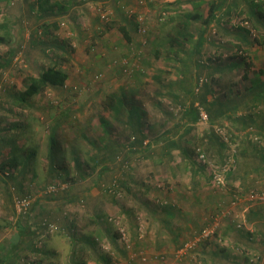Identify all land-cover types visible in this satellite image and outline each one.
Returning <instances> with one entry per match:
<instances>
[{
  "label": "crops",
  "instance_id": "0c3cea01",
  "mask_svg": "<svg viewBox=\"0 0 264 264\" xmlns=\"http://www.w3.org/2000/svg\"><path fill=\"white\" fill-rule=\"evenodd\" d=\"M88 3H76L73 13L71 7L62 8L61 11L71 13L72 23L75 24L60 28L64 34L76 27L78 30L84 26L89 28L80 32L89 33L92 39L90 48L94 54L86 62L89 67L85 66L77 77L85 78L89 70L94 73L93 77L97 73L102 77L95 79L98 82L90 88L88 102L67 107L62 100L69 98L72 92L75 95L82 88L76 81L70 83L68 72L63 86L47 88L57 94L56 109L63 105V109L55 110L53 114H50L48 106L39 107L38 102H34L31 109L32 103L26 102L35 100L36 95L25 99L27 107H22L24 110L30 108L28 118L23 125L17 124L16 135H10L12 137L7 139H16V147L10 144L9 149H16L18 162L21 161L11 181L18 187L30 189L22 177L24 173H31V178L36 176L38 182L45 183L44 189L49 184L58 186L55 193L48 194L45 190V196H33L36 200L33 203V219L38 221L43 216L57 217L62 222L61 227L64 228L61 230L68 241L74 237L91 239L95 235H103L100 231L106 227V220L112 215L120 218L131 238H188L203 225L214 223L217 212L223 210L222 216L227 211L226 207L235 205V195L259 187L258 177L253 172L248 173L244 186L238 169L222 165L227 155L240 150L238 145L243 142L244 136L233 124L226 123L228 118L225 116L209 120L211 124L216 121L230 125L233 130L231 140L222 137L212 126L203 127L207 123L194 122L190 118V112L200 101L196 98L200 94H195L192 86L203 70L209 68L195 64L200 48L190 49L187 43L182 46L176 40L168 44L167 50L171 48L175 52L188 53L181 61L182 72H177L180 65L174 56H164L158 50L150 57L133 56L132 50L140 46L139 41L125 40L117 30V24L98 30L96 24L99 17L91 16L86 6L81 8ZM116 13L114 16H118V22H132L130 17L124 19ZM94 31L100 34V39L95 38ZM113 32L115 36L111 37ZM66 38L59 39L63 42L59 44L63 50H67L68 39L72 37ZM83 38H86L85 34ZM125 66L129 70L128 75H124ZM227 70L219 83H213L215 87L211 88L212 91L205 93L208 104L228 100L236 94L237 90L232 91L227 86L225 76L233 74L229 68ZM183 79H186V85ZM21 99L17 96L14 98L16 102ZM85 105L91 106L90 117L85 118L86 115L81 113V119L67 120L68 109L69 112L80 113L86 110ZM37 108L49 115L44 121L46 125L42 133L38 128L40 122H33L37 120L33 116ZM7 125L2 123L1 118L0 131L12 132L14 127L9 130ZM39 142L42 143V150L35 149ZM199 150L205 154L207 164L197 159ZM9 152V157L15 155V152ZM39 173L42 175L39 176ZM215 175L219 176V180H229L239 190L234 194L231 185H217ZM227 193L233 194L228 197ZM244 204L242 210L247 207ZM74 207L77 210H73ZM227 227L231 229L227 224L223 230ZM68 232L76 234L70 236ZM104 235L110 237L112 243H117V233H113V229ZM228 235L225 232V236ZM162 242H158V246H161L159 249ZM144 244L145 241L139 242L136 247H143ZM30 246L29 243L25 248L18 247V252L31 253ZM127 254L130 255L131 251H127Z\"/></svg>",
  "mask_w": 264,
  "mask_h": 264
},
{
  "label": "rangeland",
  "instance_id": "374dc122",
  "mask_svg": "<svg viewBox=\"0 0 264 264\" xmlns=\"http://www.w3.org/2000/svg\"><path fill=\"white\" fill-rule=\"evenodd\" d=\"M82 1L0 0V37L3 39L0 42V119L2 118V123L8 124L7 128L9 130L14 127L12 132L7 131V133H3L0 131L1 166L8 159L6 156L11 153L9 151L15 152V155L17 153L16 149L14 151L9 149L10 144L16 147V139L10 141L7 139L12 137L10 135H16L18 127L16 125L19 123L23 125L28 118L30 108L24 110L22 106L27 107L28 103H32L31 109H33L34 102H38V106L41 108H47L48 106L50 114L55 113V110L63 109L62 104L56 109L57 94L52 89H46L36 94L35 100L29 102L19 100L16 102L14 98L21 96V94L18 95V92L25 86L28 76L37 75L42 68L55 64H59L67 73L70 72V83L76 81L82 88L75 95L72 92L69 94V98L65 97L67 99L64 98L62 100L64 101V106L67 105V107L76 104L80 105L83 101L88 102L90 88L98 82L95 79L102 77L100 73H97V76L93 77L94 73H90V70L86 71L87 76L85 78L77 77L85 66L89 67L86 62L94 54L90 48L92 39L88 32L81 33L89 29L84 28L85 26L79 30L77 27L69 29L68 34H64L61 31L60 27H63V25L74 26L75 23H72L73 19L70 12L60 15L62 13L60 5H65L66 8L71 7L73 13V6L77 5L76 3L89 2L81 8L84 9L86 6L91 16L99 17V21L96 24L99 26L98 30H103L106 27L108 18L115 19L119 23L117 21L118 16H114L116 10V14L121 15L124 19H128L127 16H129L132 21V31L135 29V26L139 25L138 27H140L135 36L140 46L138 49L132 50L131 55L150 57L154 54L155 50L160 51V54L167 57L172 55L180 65L177 72L183 71L184 68L181 67V61H183V58L188 53L185 54L180 50L175 52V49L172 50L171 48L167 50L168 44L174 43L176 38L181 40L185 38L187 42L184 41V43H187L188 47L193 49L200 39V52L197 57L200 59V62L206 63L209 66V68L203 70L201 77L208 79L210 89L215 87L213 82L220 77V72L215 69H221V67L232 69V73H235L238 69V71L243 73L247 71L249 77L252 79L264 78V0H223L224 4L221 8L218 6L222 0ZM56 2L58 3L56 4ZM250 2L258 4L260 13L255 15L256 17L250 15L247 10ZM39 3H43V6L46 7H49L48 5L51 4L54 5L52 9H46L47 11L44 12L39 10ZM199 3L200 6L196 7V4ZM210 4H213V7L216 9L213 8L215 16L208 23L198 19L192 20L194 24L183 22L184 14L193 12L197 8L202 11L203 16H207L210 11ZM78 8L81 9L79 6ZM111 10L115 11V13H112ZM102 15H104L103 18ZM55 25H58V27H55ZM44 30L45 32H43ZM35 31L38 40H36V43H33L32 36ZM83 34L86 35V38H83ZM114 34L115 32L111 34V37H114ZM67 36H71L72 38L68 39L67 44L69 47L67 50H63L59 46L63 42H60L59 39L67 40ZM95 38L100 39V34H96ZM170 45L172 46V44ZM11 49H15L16 51L12 57L11 54H7ZM7 55L8 59L11 58L9 63H6ZM237 58L241 59V64L239 66H232L230 61H234ZM224 61L225 65H223ZM114 63L116 64L117 62ZM125 67L126 72L124 75H128L129 70L127 66ZM187 69L190 70L191 68L187 67ZM240 78V75L233 78L226 75L225 80L229 82L228 85L232 91L243 89V83H239ZM183 82L186 85V79H183ZM192 87L194 88L195 86ZM231 98H234V95ZM85 106L86 110H81L80 113L69 112L70 110L68 109V113L66 114L67 120L70 122L79 120L81 119V113L86 115L85 118L90 117L92 112L91 106ZM41 108H37V112L34 111L33 114L37 119L33 122H40V125L38 124L40 133L43 132L42 128L46 125L44 121L49 117ZM259 111H262L263 114L259 115ZM176 112L174 111V113ZM229 115L227 113L223 116L228 118ZM234 115V117L242 115L253 123L249 128H239V134L249 137L251 140H249V143L246 142L248 140L243 141L238 146L244 148L254 145L261 149L258 151H262V147L264 148V130L260 129L259 125L264 124V103L254 110V113L251 115L249 113L245 114L241 110H237ZM189 121L191 122V120ZM197 122L207 123L203 127L209 128L212 126L214 128H221L223 132L221 136L229 139L227 127L230 128V125H222L225 122L218 123L215 121L214 124H211L209 116L206 121L198 119ZM226 123L232 125L231 119H226ZM1 126L0 128H2ZM239 127H241L240 124ZM41 144L39 142V146L36 147L35 145V149L42 150ZM239 151L232 152L227 157L225 161L226 167H233L237 164L238 166L240 165L239 169L242 171L247 169L249 173L250 171L253 172V175L258 177L259 187L235 195L237 197L234 200L236 201V206H231L233 208L226 207L227 211L222 216L221 212L223 210L217 212L218 216L216 215L214 223L210 222L208 225H203V228L193 233L192 236L183 239H169L168 237H157L155 235V238L151 237L149 239L131 238L128 234V229L123 225V222H120V218L117 215H112L106 220L107 225L100 233L108 234L113 229V233H117V239H115L117 241L116 245L112 243L113 241L110 237H106L104 234H100L101 236L95 235L91 239L86 237L94 241L93 245L83 246L80 243L74 245L72 240H67L64 232L58 225L52 232L47 231L45 235L39 236L40 241L38 245L50 253V259H46L45 262L70 264L71 252L77 246L76 249L79 253H82V256L77 255L86 260V264H264V161L259 159L258 154L260 153L248 151L247 155L243 156ZM2 155L7 159H2ZM196 156L198 159V154ZM20 163L21 161H16L15 166L17 165L16 167H18ZM203 163L207 164V158ZM11 166L10 163H7L6 167H4L5 170L0 171V176L2 177V180H0L2 183H0V248L2 253L5 252L3 250L7 247H16L15 253H17L18 247L25 248L27 244H31V241L36 240L35 236L34 239L31 237L34 234L29 236V234L20 229H27L29 227V229L36 230L41 228V224H39L40 220L48 218V216H43L38 221H35V218L33 219V211L29 216L17 218L12 202L13 191L3 186L5 182L8 183L9 187L10 185L16 186L11 181V178L15 176L14 171L16 167L11 168ZM41 175L39 173V176ZM31 176V173H24L22 177L24 183L30 186V189L23 187H18V189L16 187L19 193L15 190L14 192L16 194L28 195L31 201L34 202L36 200L33 196L39 195L38 197H40L42 194L45 195V183L38 182L36 176L33 178ZM247 177H249L248 173L245 178L247 179ZM246 179L243 180L244 184H246ZM215 183L217 185H224L225 183L226 186L231 185L230 189L234 194L239 190L238 188L235 189L232 186L234 184H231L229 180L224 181L222 179L219 182L215 181ZM233 193H227L228 197ZM233 197L231 201H233ZM243 204L247 207L242 210L241 206ZM73 210L77 209L74 207ZM235 212H237V215H234ZM109 223L112 225H109ZM227 224L230 225L231 229L228 230L227 227L226 230H223ZM203 229H207L209 234L206 237H201L193 246L191 243L195 237L201 235ZM225 232H228L229 235L225 236ZM21 233H24V235H21ZM151 234H154V232ZM142 241H145L144 246L140 247L138 245L136 247V244ZM160 241H163L160 244L162 245L161 249H159L161 246H158ZM85 247L89 248L81 252V249ZM155 250L158 251L155 252ZM127 251H131V254L128 255ZM140 251L142 252L140 253ZM132 253H135V255ZM13 255L9 253L8 257L11 258ZM99 255H105L108 257V261L99 259ZM25 256H28L26 258L34 257L31 253L27 254L23 251L18 253L17 261L20 258L25 259ZM25 261L28 260L25 259Z\"/></svg>",
  "mask_w": 264,
  "mask_h": 264
},
{
  "label": "trees",
  "instance_id": "16d2710c",
  "mask_svg": "<svg viewBox=\"0 0 264 264\" xmlns=\"http://www.w3.org/2000/svg\"><path fill=\"white\" fill-rule=\"evenodd\" d=\"M45 1L48 2V0H45ZM223 4H224V2L222 0V2L219 4L218 7L221 8ZM43 5H44L43 3L38 4L39 10L46 12L47 11L46 9H48V10L50 8L52 9L54 4L48 5L49 7H46ZM198 6H200V3L196 4V7H198ZM60 7L66 9L65 5L64 6L60 5ZM213 8H215V7H213V4L212 5L210 4V11H209L207 16H203L202 11H200L199 8H197L193 12L185 13L184 18L182 20H183V22H188L190 24H194V21H192V20H196V19L201 20L205 23H208L215 16V11L213 12ZM247 10L249 11L250 15H252V16H255V15L260 13V10L258 8V4L253 3V2H250L248 4ZM62 13L64 14L66 12L62 11ZM62 13H60V15ZM103 17H104V15L102 16V18ZM127 17H129V16H127ZM184 20H186V21H184ZM125 21L126 22L122 21V22L117 23L114 19L108 18L105 26H106V28L107 27L110 28L114 24H117V30L121 33L122 37L125 40H127L128 42H130V41L134 42L136 39V37H135L136 32H137V30H139L140 27H138L139 25H137L138 28L135 26V29L132 31V29H131L132 23H128L127 20H125ZM55 27H58V25H55ZM43 32H45V30ZM37 37L38 36L36 35V31L33 32V36H32V40H33L32 42L33 43H36V40H38ZM184 39L181 40V39L176 38V43L184 46V41L187 42V39H185V40ZM1 41H3V39L0 37V42ZM200 43H201V40L199 39L198 42L196 43V46H195L196 49H199ZM15 52H16L15 49L14 50L11 49L9 52H7V54H9V55L11 54V57H12ZM10 60H11V58L8 59V55H7L6 63H9ZM195 60L197 61V62H195V64L198 63V65L202 64V66H204V65L208 66L206 63L200 62V59L198 57H196ZM240 60L241 59L237 58L234 61H230V64L232 66H239L241 64ZM227 69H228V67H221V69H215V70H218L220 72V77L218 79H216L213 83H216V84L219 83L221 76H223L224 73L226 71H228ZM229 70H230L229 72L232 71V69H230V68H229ZM245 72L246 73H243L241 71H237L236 73H233V74L228 73V75H227V76H230V78L237 77L238 75L241 76L239 83L240 82L243 83L242 84L243 89L237 90L236 94L234 95V98H230L228 100H222L221 102H218V103L212 102L209 104L206 101V97H205V93L207 91H211L210 86L208 84V79L206 77H204V81L200 85H198L199 79L201 78V76H198L195 80V83H194V86H195L194 87V93L200 94V95L196 96V98L200 99V101H199L200 104L198 103L196 106H194L195 108L190 112L189 116H191L190 118L192 119V121L196 122V120L200 119L199 107H201L208 114L210 120H212V118L219 117L220 115L223 116L224 114L229 113L230 115L228 116V118L231 119L232 124L236 130L239 128L246 129L247 127L249 128L250 126H252L253 123L250 122L251 120L249 121V119H246L244 116L233 117V115L237 110H241L245 114L249 113L251 115L254 113V110H256L260 105H262L264 103V78L263 79H260V78L252 79L251 77H249L247 71H245ZM67 77H68L67 71L64 70L63 68H61V66L59 64L58 65L57 64L50 65V66H47L45 68H42L41 70H39L37 75H31V76L27 77L24 89L21 92V96H20V97H22L21 101H25L26 98H29V97L34 96L36 94H39L42 91L46 90L47 88H56L59 86L60 87L63 86ZM225 78H226V76H225ZM228 84H229V82L227 83V86L229 87ZM196 87L198 88L197 90H196ZM202 90H204L203 94H201ZM20 97H18V99ZM258 114L259 115L263 114V112L259 111ZM239 124L241 125V127H239ZM259 128L260 129L262 128L264 130V124L259 125ZM227 129L229 131L228 137L231 140L233 138V130L231 127L230 128L227 127ZM256 137H257V135H256ZM246 140H248V141H246ZM249 140H251V139H249V137H243L242 141H246L249 143ZM258 150H261V149H259L258 147L253 145L250 147L246 146V148L242 147V148H240L239 152L243 156L247 155L248 151L260 153V154H258L259 159L264 161V148L262 147V151H258ZM6 157L8 159L5 158L7 160L3 163L2 166L0 165V171L5 170L4 167H6L7 163H10L12 165L11 168L12 167L15 168L17 166V165L15 166L16 161L19 160L17 158V154L10 156V157L8 155ZM224 157H226V155ZM227 157H228V155H227ZM227 157H226V159H227ZM222 165H225V162L222 163ZM233 167L235 168L234 170H237V168L238 169L240 168V165L238 166L237 164H235ZM233 167H229V168H233ZM23 168L25 169V166H23ZM228 171H229V169H228ZM6 172H8V171H6ZM239 172L242 176V181H243L246 179L245 176L247 175V173H249V170L245 169L244 171H242L241 169H239ZM3 184H4L3 186H5V188L6 187L8 189L10 188V190L13 191L12 202H13L14 212L17 215V218H23V217L31 215V213L34 209L33 208L34 202L32 201L31 205L25 211L17 212V210L15 208V204H14L15 199L20 198V197H25L26 195L25 194H16L14 192V190H15L17 193H19V191L16 189V187L18 188L17 185L16 186L10 185V187H9L8 183L5 182ZM243 185L245 186L244 183H243ZM49 193H51V192H48V194ZM53 193H55V192H53ZM49 216H53V215L50 214ZM61 223L62 222L59 221V219L57 217H48V218H43L42 220H40L39 224H41V228H38L37 230L29 229V227H27V229L21 228L20 230L29 234V236L34 234L31 236L32 239H34V236H35L36 240L31 241V244H30L31 246L29 247L31 250V255H33L34 257L26 258L28 256H25V259L28 261H25V259H23V258H20L19 261H17L18 260L17 257H18L19 252L15 253V250L17 249L16 247H9V248L7 247L5 250L2 249L3 251H5L4 253L1 252V248H0V264H42L41 262H43V260L45 261L46 259H50V253L38 245V243L40 241L39 236L45 235L47 233V231L52 232L53 229L56 228V226L58 227V225L61 227ZM62 228H64V227L62 226L61 229ZM65 232L67 233V231H65ZM68 234L70 236H72L76 233L68 232ZM21 235H24V233H21ZM71 239H72V242L74 243V245H77L79 243L81 244V242L84 243L83 246H89V244H91V245L94 244L93 240H89L86 237L82 238V239L74 237ZM76 247H75L74 251L71 252L72 255L70 257L69 263L70 264H86V260L82 259L80 256L77 255V254H79L82 256V253H79L77 251ZM86 248L87 247L81 249V252H84V250H86ZM9 253L12 255L14 254V255L11 256V258H9L8 257ZM99 258L103 261H108V257H106L105 255H99ZM78 259H82V260H78ZM44 264H52V263L51 262H45Z\"/></svg>",
  "mask_w": 264,
  "mask_h": 264
},
{
  "label": "built area",
  "instance_id": "2783aa9c",
  "mask_svg": "<svg viewBox=\"0 0 264 264\" xmlns=\"http://www.w3.org/2000/svg\"><path fill=\"white\" fill-rule=\"evenodd\" d=\"M203 81H204V77H201L199 79L198 85H200ZM197 89L198 88L196 87V90ZM199 109H200L199 110L200 111L199 112L200 119L202 121L207 120L208 119V114L201 107H199ZM216 132H218L220 135L223 134L221 128H216ZM197 154H198V160L200 162L203 163V162L206 161V156H205V154L201 150H199L197 152ZM215 178L219 182V176L218 175H215ZM57 189H58V186L56 184H49V185H47L45 187V190L47 192H51V193L56 192ZM31 202H32L31 201V198L29 196H27V195L25 197H20V198L15 199L14 204H15V208H16L17 212L25 211L26 209H28V207L31 205ZM142 230L143 229L140 230L141 233H142ZM208 234H209L208 230L207 229H203L201 235L200 236L198 235L197 237H195L194 238V241L191 244L194 246V244H196L200 240L201 237H206Z\"/></svg>",
  "mask_w": 264,
  "mask_h": 264
}]
</instances>
